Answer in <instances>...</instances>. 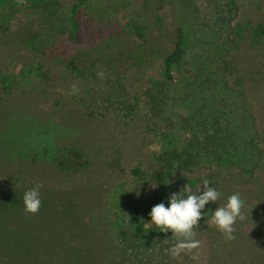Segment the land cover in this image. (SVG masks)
Wrapping results in <instances>:
<instances>
[{
	"label": "rangeland",
	"instance_id": "obj_1",
	"mask_svg": "<svg viewBox=\"0 0 264 264\" xmlns=\"http://www.w3.org/2000/svg\"><path fill=\"white\" fill-rule=\"evenodd\" d=\"M112 1L104 0L101 4ZM231 1L237 6L231 23L234 38L239 42L237 56L249 55L257 62L264 55V37L256 36L249 22L257 18L255 9L263 0H123L122 7L104 20H97L94 15L82 17L77 45L61 39L64 22L57 13L55 44L46 43L41 56L33 55L21 43L25 25L30 26L23 14L24 4L3 8L0 12V78H4L5 84L13 80V89L5 93L11 95H4L0 101V173L3 167L13 166L19 158L28 155L47 163L57 156L74 160L76 148L80 152L83 149L84 157L99 158L105 168L94 167L90 176L82 175L80 190H89L92 195L94 191L102 192L109 227L112 230L125 228L128 232L127 217L135 207L142 208L148 221L153 205L164 201L167 206V198L175 192L184 193L185 185L191 192H196L200 186L203 190L204 181L218 183L217 191L221 190V185L227 187V174L219 169L210 176V168L203 162L189 172L173 171L166 183L152 181L151 190L142 192L138 201L136 192L143 182L135 179L131 169L141 166L152 171L157 167L155 157L164 156L181 145L186 135L182 127L184 118L193 113L199 96L198 83L203 81V77H194L203 50L211 40L215 10L222 11L223 5ZM172 2L182 4L185 11L173 8ZM180 17L184 18L190 36L172 84L163 81L160 57L156 54L142 70H135L96 57L93 52V46H104L113 36L129 34L134 24L145 27L144 30L155 37L156 46L169 52L174 40L173 23ZM33 26L35 30L50 32L46 24L38 20L34 19ZM55 54L69 60L71 69L53 63L51 57ZM150 86H154L156 92L161 91L156 95L162 99L153 104L152 109L144 103L145 91ZM76 95L88 108L92 106L89 110L97 119H89L84 114L89 110H81L71 102ZM253 96L264 126V94ZM56 98H61L62 103L68 100L71 105L52 108ZM95 98L111 104L112 108L106 111L100 106L93 107ZM127 102L134 107L138 103L137 117L126 110ZM258 175L262 178L264 174ZM234 192L243 200L244 219L234 224L232 239H227L210 220L214 209L226 202L225 193L215 204L205 206L199 225L194 227L198 247L173 258L170 249L177 238L170 230L164 233L152 228L137 241L113 236L120 255L112 264H241L244 261L251 264L247 260L256 254L264 256V182L261 179L258 185L239 183L232 187L230 195ZM102 218L101 210L95 209L85 222L103 231ZM111 255H116L115 251Z\"/></svg>",
	"mask_w": 264,
	"mask_h": 264
},
{
	"label": "trees",
	"instance_id": "obj_2",
	"mask_svg": "<svg viewBox=\"0 0 264 264\" xmlns=\"http://www.w3.org/2000/svg\"><path fill=\"white\" fill-rule=\"evenodd\" d=\"M103 1L0 0V12L7 6L24 4L23 14L30 26L25 25L21 43L33 55L41 56L46 43L55 44L57 29L54 18L57 13L62 15L64 22L61 39L77 45L82 17L94 15L99 18L97 20H104L122 7L123 0L101 4ZM172 7L185 11L180 3L172 2ZM235 10L237 6L233 1L223 5L222 11L215 10L211 40L203 50L197 76L194 77H203V81L198 83L199 96L193 113L184 118L182 127L186 135L181 145L167 151L164 156L155 157L157 167L152 171L141 166L131 169L135 179L143 182L136 192L138 201L142 192L151 190L152 181L166 183L173 171L189 172L203 162L208 164L210 176L219 169L227 174V187L221 185L222 193L218 190L221 197L225 193L228 197L232 187L239 183L258 185L261 179L264 182V126L253 96L264 94V55L257 62L249 55L237 56L239 42L234 38L231 25ZM255 12L258 15L249 22L250 28L253 27L256 36L264 37V0ZM34 19L46 24L50 32L35 30ZM184 22L183 17L174 21V40L169 52L156 46L155 37H151L145 27L136 24L129 34L113 36L107 40V45L93 46V52L96 57H104L113 64L135 70H142L150 57L156 54L160 57L163 81L172 84L189 42L190 34ZM51 59L64 69L71 67V62L58 54ZM12 83L10 80L5 84L4 78H0V101L4 95H11L5 93L12 92ZM156 94H161V91L156 92L154 86L145 91L147 108L152 109L153 104L162 101ZM220 96L222 98L218 99ZM73 97L75 99L71 102L81 110L92 108L90 105L88 108L77 95ZM61 101V98H56L51 107L61 109L71 105L68 100L65 103ZM92 104L106 111L112 108L111 104L106 105L97 98ZM136 106L130 102L126 105V110L134 117L138 116ZM84 114L89 119H97L92 110ZM73 154L74 160L57 156L47 163L28 155L19 158L13 166L3 167L0 173V264H112V260L120 255L113 236L137 241L148 235L150 229L145 227L146 219L141 207L133 208L127 217L129 232L125 228L112 230L109 227L110 219H107L109 222L105 219L102 192L94 191L92 195L89 190H80L81 176H90L92 168H105V165L99 158L84 157L83 149L80 152L76 148ZM258 173L263 175L262 178ZM208 183L213 188L219 186L214 181ZM146 186L148 188L145 189ZM31 188H38L41 194V205L36 213H28L24 209L23 193ZM95 209H100L103 214V231L85 222L87 215ZM110 226L114 228L112 223ZM112 251L116 253L114 257ZM247 261L264 264V256L256 254Z\"/></svg>",
	"mask_w": 264,
	"mask_h": 264
},
{
	"label": "clouds",
	"instance_id": "obj_3",
	"mask_svg": "<svg viewBox=\"0 0 264 264\" xmlns=\"http://www.w3.org/2000/svg\"><path fill=\"white\" fill-rule=\"evenodd\" d=\"M196 192H191L188 185L184 187V193L175 192L167 198V206L164 201L151 207L150 220L145 221V227L149 230L158 229L160 232L171 231V235L177 238V242L171 247L170 254L173 258L182 252H187L198 247L199 242L195 239L194 227L204 215L205 206L216 203L221 193L209 186L204 181ZM155 187V185H153ZM24 209L28 213H36L41 205V194L38 188H31L23 193ZM243 200L238 192L229 195L222 206H218L211 214L210 220L213 225L222 232L227 239H232L234 224L237 220H243L241 209Z\"/></svg>",
	"mask_w": 264,
	"mask_h": 264
}]
</instances>
